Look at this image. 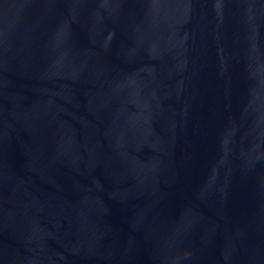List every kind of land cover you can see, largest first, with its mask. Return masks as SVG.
<instances>
[{
	"label": "water",
	"instance_id": "1",
	"mask_svg": "<svg viewBox=\"0 0 264 264\" xmlns=\"http://www.w3.org/2000/svg\"><path fill=\"white\" fill-rule=\"evenodd\" d=\"M0 264H264V0H0Z\"/></svg>",
	"mask_w": 264,
	"mask_h": 264
}]
</instances>
